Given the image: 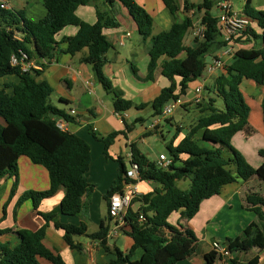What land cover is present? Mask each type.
Returning <instances> with one entry per match:
<instances>
[{"label": "trees", "instance_id": "1", "mask_svg": "<svg viewBox=\"0 0 264 264\" xmlns=\"http://www.w3.org/2000/svg\"><path fill=\"white\" fill-rule=\"evenodd\" d=\"M96 1L42 0L46 15L37 21L28 19L24 10L0 9V79L17 78L16 83L0 85V180L5 177L14 180L11 199L19 183V160L26 157L33 164L44 167L50 181L45 191L24 193L17 202L15 213L27 200H31L34 209L38 210L42 201L52 198L64 188L65 194L58 212L74 217L85 210L87 203L83 198L94 187L86 178L91 165L90 146L79 136L57 128V119L70 122L71 116L50 103L54 89L48 82L38 80L41 72L34 69L25 72L20 66L12 65L13 56L24 52L29 60L50 61L57 56V51L61 52V42L67 44V49L62 52L72 56L88 49V55L82 61L92 67L104 90L113 95L115 112L140 109V106L124 98L121 91L115 90L103 72L106 55L113 48L103 30L118 26L115 10L119 5L127 10L146 47L149 65L145 80L153 81L155 72L160 69L161 75L170 82L151 103L153 117L160 118L167 104L181 99L189 84L204 75L208 65L206 56L222 51L227 45L222 41L218 18L211 13L219 0H202L198 5L186 1L182 19H179L181 8L177 0H161L169 12L172 26L168 31L156 35L153 34V17L137 0H101L102 6L109 9L102 10L100 6H95L97 23L90 25L82 21L76 15L77 9ZM196 15L201 17L200 23L205 26L204 38L187 45L186 38L194 26ZM241 15L248 18L251 25L235 40L238 48L232 61L221 67L222 73L210 86H205L207 97L203 95L202 101L195 103V108L203 116L178 145L167 146L171 159L169 168H159L156 162L133 147L132 158L139 166L140 182H151L156 187L152 192L137 196L124 218L125 227L129 229L128 236L133 241L131 248L124 253L118 247L109 245L108 212V220L102 222L99 231L94 234L87 233L85 223L73 225L55 222V228L64 232V241L71 249L82 252V245L76 243L75 239L85 236L98 241L107 255L115 257L111 264H178L197 252L198 239L191 230L183 229L180 224L171 225L168 222L171 215L180 213L182 219L192 220L203 201L220 195L225 186L239 181L247 182L252 178L264 183V148L259 150L263 162L255 168L233 146L237 134L250 132L251 108L243 93V83L251 81L264 88V48L240 47L242 42L264 43V10L254 9L252 0H247ZM68 26L78 27V33L58 42L57 35ZM257 29L262 33L258 34ZM133 70L137 76L136 68L133 67ZM220 102L222 107L219 106ZM262 111L264 123V99ZM127 130H130V126H127ZM92 134L98 138L93 131ZM119 134L122 133L113 132L98 138L104 144L107 158H110L109 149ZM116 161L119 163L118 180L107 192V201L113 194L121 192L127 182L123 158L119 157ZM188 180V190L178 188L179 182ZM137 203L139 208L134 210L133 206ZM263 208L264 197L258 194L246 197L244 209L253 211L257 215V222L248 225L241 236L223 242L232 254L248 253L254 249L264 251ZM5 211L6 205L4 214ZM39 215L46 224L37 231L16 232L20 240L17 247L11 248L7 243L0 242V264H41L40 259L51 264H66L59 253L44 244L49 223L54 221L56 213L39 212ZM140 215L143 217L141 222ZM8 232L9 229L0 230V235ZM137 250L143 254L140 259L133 260ZM216 258L217 254L213 251L205 255L207 264H215ZM259 259L257 257L249 264H258ZM227 264L241 262L238 258H231Z\"/></svg>", "mask_w": 264, "mask_h": 264}, {"label": "crops", "instance_id": "2", "mask_svg": "<svg viewBox=\"0 0 264 264\" xmlns=\"http://www.w3.org/2000/svg\"><path fill=\"white\" fill-rule=\"evenodd\" d=\"M137 1L153 17L154 25L157 23L162 28L158 33L168 31L171 28V17L161 0ZM186 1L195 5L202 2V0H177L182 16H184L182 10ZM101 3V0H97L92 5L81 6L77 9L76 15L82 21L95 25L98 20L95 6H100L102 10L109 9H106ZM259 4L261 6L257 8L255 0H252L254 9L263 11L264 0H261ZM115 11V19L118 26L108 27L103 30V33L113 45V48L106 55L107 63L103 68V72L113 83L115 90L121 91L124 98L131 100L141 108H134L128 112L121 113L123 117H119L114 110L113 95L104 90L92 67L82 61L88 55V49H83L74 56L62 52L67 49V44L61 41L75 36L78 33V27L68 26L57 35V41L61 42L59 47V51L61 50V52L57 51V56L52 60H31L35 65L42 66L41 70H39L41 74L38 80L48 82L54 89V93L49 100L50 103L58 109L63 110L66 114L72 109L77 112L75 116L71 117L69 132L85 140L91 148V165L86 178L88 183L94 188L88 196L83 198L87 203L85 210L74 217L65 216L58 212L65 194L64 188H61L52 198L42 201L38 210L34 209L31 200H27L15 213L17 202L24 193L28 191H45L50 185L49 175L44 167L33 164L26 157H21L19 160V183L17 191L11 199L10 193L14 180L8 177L0 180V230H10L7 234L0 235V242L7 243L11 248L17 247L20 243L16 232L20 230L37 231L46 224L43 217L39 215V212L44 214L56 213L54 221L49 223L44 240V244L48 248L59 253L66 264H111L115 257L107 255L98 241H92L85 236L75 239L76 243L82 245V252L71 249L64 241V232L55 228V222L73 225L85 223L88 234L98 232L102 222L108 220L106 194L111 185L118 180L119 164L116 159L122 157L121 155L124 152L127 153L130 149L131 153L125 155L126 158H129L133 147L139 150L138 146L140 143H147L149 138L160 141L166 148L170 144L176 146L188 134L195 122L203 116L194 106L195 89L199 85V80H196L189 84L186 94L181 98L184 103L183 105L186 106L185 108H181L189 116L187 120H185V115H182L179 119H175V115L168 119L153 117L154 112L151 103L160 95L164 88L170 85V82L161 75L160 69L155 72L153 81L145 80L148 75L149 56L138 33L137 26L125 8L117 5ZM242 11L239 13L241 14ZM192 13L193 11H191ZM257 32L261 34L262 30L257 29ZM126 33H129L130 37L126 38L124 44L121 45V39ZM187 37V45H192L193 40L189 34ZM241 46L247 49L253 46L264 48V43L261 41L246 44L242 42ZM222 51L220 50V52L215 53V56H212V61L218 57L225 61L223 65L230 63L233 57H224ZM133 67L136 68L138 77L135 76ZM221 73L222 68L216 69L212 74L205 72V86H210ZM177 81L179 82V79ZM8 82L16 83L17 78L11 76L0 79V85ZM246 87L247 89H251L249 91L251 95L255 94V90L260 92L261 88L263 89L262 96L258 99L257 103L259 107L257 116L259 122L262 120L261 129H256L252 124L254 122L251 109L249 117L250 132L239 133L234 139L241 134L246 142L249 139L258 138L257 140L260 144H258L257 148L252 149L250 146L241 144L243 155L247 161L253 167L258 168L263 162V159L259 155V150L264 148L262 111L264 88L258 87L251 81ZM243 93L250 106L251 101L246 98L247 96L244 91ZM204 95L207 97L205 91ZM154 123L157 125L153 129ZM127 126H130L129 131L127 130ZM91 130L98 138L106 137L113 132L122 133L118 135L109 149L110 158L105 156L104 144L93 136ZM251 157L254 158L255 162H251ZM157 160L153 161L157 162ZM137 186L140 194L152 192L156 187L151 182H139ZM251 194H258L264 197V183L258 178H252L247 182L239 181L225 186L220 195L203 201L198 214L192 220L182 219L180 213L171 215L169 218L172 219V223L169 222L171 225L178 226L180 224L183 229L191 230L198 239L197 252L178 264H207L205 255L212 252L211 247L213 242H225L227 239H235L242 235L248 225L257 222V215L253 211L244 209L245 199ZM5 205L6 211L4 214L3 209ZM104 207H106L107 211L106 216L103 214ZM138 208V203L133 206L134 210ZM109 225L110 227L112 226L111 219H109ZM128 232L129 229L124 226L117 237L109 240V245L116 246L126 253L133 244L132 239L128 236ZM254 250L257 254L254 253ZM254 250L248 253H234L231 255V258H238L241 263L249 264L251 260L259 257L258 264H264V251L259 249ZM142 254L141 250H137L133 260L140 259ZM227 261V259L217 255L215 264H227ZM40 262L41 264H51L44 259H40Z\"/></svg>", "mask_w": 264, "mask_h": 264}, {"label": "built area", "instance_id": "3", "mask_svg": "<svg viewBox=\"0 0 264 264\" xmlns=\"http://www.w3.org/2000/svg\"><path fill=\"white\" fill-rule=\"evenodd\" d=\"M10 1L11 0H0V9L10 10ZM217 11L219 12L218 21L219 26L222 32V41L227 43L223 49L224 57H234L235 48L238 47V44L235 42L237 37L245 31L250 25L251 21L245 16L236 13L233 10V5L230 0H219L216 6ZM205 26L201 23L196 26L194 24L189 32L190 38L194 41L196 39L201 40L204 38ZM130 34L126 33L125 36L121 39L120 44H124V40L129 38ZM11 63L14 66H20L23 71L28 72L32 69L41 70V65H35L29 60V57L26 53L21 52L19 56H13ZM223 66V63L220 59H214L211 64L207 65L206 73L212 74L216 69H219ZM205 76L203 75L199 79V85L195 89L194 102L199 103L202 101L205 88ZM182 99L172 101L167 104L162 111L161 118L168 119L174 115L176 110L183 105ZM77 114L76 110L72 109L69 111L68 115L73 117ZM119 117H123L121 113H117ZM156 123L153 124L152 128L156 127ZM57 128L62 132H69V122L63 118H59L56 121ZM130 158V169L127 170L125 179L124 188L121 192L113 194L108 201V212L110 219L112 221V226L110 227L108 239L111 240L119 235L121 230L125 226V216L128 209L130 208L132 201L140 195L137 183L140 182L139 177V166L137 163L133 162L132 154L129 155ZM157 166L161 169H168L171 165V159L165 155L161 154L157 160ZM139 221H143V217L140 215ZM212 251L217 255L225 259H231L232 253L229 251L226 245L223 242L215 241L212 243Z\"/></svg>", "mask_w": 264, "mask_h": 264}, {"label": "rangeland", "instance_id": "4", "mask_svg": "<svg viewBox=\"0 0 264 264\" xmlns=\"http://www.w3.org/2000/svg\"><path fill=\"white\" fill-rule=\"evenodd\" d=\"M247 0H231L232 5H233V10L236 13H239L242 11L243 7L245 6ZM261 0H255L256 3V7L259 8L261 5L259 4ZM11 10L13 11H21L24 10L26 17H28L30 20L36 21L39 19H42L45 15V9L43 7L42 1L41 0H12L11 1ZM212 15L215 17L219 16V12L217 11V9H213L211 11ZM240 14V13H239ZM183 16L181 13H179V19H182ZM200 19L201 17L199 15H196L194 17V22L195 25L198 26V24L200 23ZM162 28L159 27V24H155L154 25V32L158 33L159 31H161ZM153 32V34H155ZM156 35V34H155ZM188 40V37H187ZM212 56H215V52L213 54L207 55L206 56V62L207 64H211L212 62ZM220 59L222 61V63H224L225 61L222 60L221 58H215ZM214 60V59H213ZM250 81H246L245 84L243 85V91L246 94V98L251 101L250 106L252 109V113H253V122L252 123L256 129H261L260 125L262 123V120L259 122V118L257 116V112H259V107H258V99H260V97L262 96L263 93V89L261 88L260 92L258 90H255V94L251 95V93H249V91L251 89H247V85ZM259 89V88H258ZM220 101V100H219ZM254 102V103H252ZM256 104V105H255ZM196 104L194 103V106ZM219 106L222 107V102L219 103ZM196 110V109H195ZM175 115V119H179L182 117V115H185V120H187L189 118V116L185 113L183 108H178L176 110V112L174 113ZM191 117V116H190ZM157 139V138H156ZM258 138H254V139H249L247 142L246 140L243 138L242 134L238 135L234 140H233V146L243 154L242 152V147L241 144H244L246 146H250L252 149L253 148H257L260 144L259 141L257 140ZM139 150L142 151L143 154H145L151 161L156 160L159 158L161 153H165L168 156V151L167 148L165 146L162 145V143L160 141H155L151 138L148 139V142L145 144H141L138 146ZM140 151V152H141ZM128 154L131 153L130 149L127 152ZM126 152H124L123 155H121L124 160V163L126 165V169L129 170L131 165H130V161L129 158H126ZM118 156V155H117ZM120 156V155H119ZM117 158V157H116ZM251 162H255L254 158L251 157ZM119 164V163H118ZM117 164V165H118ZM179 189L182 190H188L190 187V181H181L177 184ZM103 214L106 216L107 215V211H106V207H104L103 209ZM168 222L172 223V219H169ZM254 253L257 254V252L254 250ZM243 260V259H242ZM241 264H245V263H241Z\"/></svg>", "mask_w": 264, "mask_h": 264}, {"label": "water", "instance_id": "5", "mask_svg": "<svg viewBox=\"0 0 264 264\" xmlns=\"http://www.w3.org/2000/svg\"><path fill=\"white\" fill-rule=\"evenodd\" d=\"M227 245L229 244V242L227 241V243H226Z\"/></svg>", "mask_w": 264, "mask_h": 264}]
</instances>
